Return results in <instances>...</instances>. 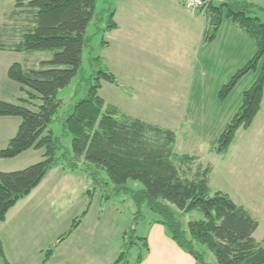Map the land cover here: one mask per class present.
I'll return each mask as SVG.
<instances>
[{"label":"trees","instance_id":"1","mask_svg":"<svg viewBox=\"0 0 264 264\" xmlns=\"http://www.w3.org/2000/svg\"><path fill=\"white\" fill-rule=\"evenodd\" d=\"M203 1L206 5L197 10L204 17L201 48L216 40L225 19L256 45L253 57L220 90V100H225L239 81L260 65L254 83L242 95L240 108L211 149L212 153L224 156L236 133L248 130L261 110L264 22L254 14L264 13V8L237 0H224L219 6L211 0ZM95 9L96 0H18L15 4L10 20L17 22L18 17L23 16L22 29L13 43L6 45L0 41V51L20 54L51 51L53 56L51 60L41 62L38 69H24L20 64H13L7 71V79L20 86L25 98L19 100V105L0 102V118L21 120L16 135L0 151V158L14 159L31 149L43 150L44 154L42 161L24 170L0 172V223L53 168L60 166L72 173L83 160L86 165L106 174L109 182L102 180V184L112 187L104 199L127 197L135 207V222L143 221V209H148L155 223L165 227L171 240L191 255L196 264H207L205 255L195 250L196 245L205 247L214 256L216 264H264V239L257 242L253 237L258 228L257 221L227 194H211L212 167L200 163L198 157L177 155L173 131L122 114L99 96L102 80L115 84L112 74L98 72L94 83L87 86L84 98L75 103L63 119L64 130L72 141L71 156L62 153L60 139L49 126L63 104L57 98L58 92L71 83L81 67L83 50L87 46L86 30L95 16ZM114 29L116 25L111 21L106 30ZM93 181L101 183L100 179ZM129 182L139 183L142 188L135 191L128 186ZM88 194L92 196V191H87ZM168 205L174 206L181 215L197 211L204 219L188 223L184 231L179 217ZM86 206L69 229L44 252L43 264L81 225L90 202ZM129 245L138 247L135 264H140L143 249L145 253L148 251L147 240L137 237ZM125 254V251L121 253L113 264L124 261ZM0 257L7 264L1 242Z\"/></svg>","mask_w":264,"mask_h":264},{"label":"rangeland","instance_id":"2","mask_svg":"<svg viewBox=\"0 0 264 264\" xmlns=\"http://www.w3.org/2000/svg\"><path fill=\"white\" fill-rule=\"evenodd\" d=\"M17 1L0 0V41L6 45L16 41L22 29L20 21L23 16L18 17L17 22L10 20ZM186 1L96 0L95 16L86 30L87 46L83 50L81 67L71 83L58 92L57 98L63 104L49 126L54 136L60 139L62 153L67 152L71 156L72 141L64 130L63 119L71 107L84 98L87 86L94 83L98 72L106 71L115 77V84L101 81L99 96L107 105L115 106L131 118L173 131L176 136L174 152L198 157L202 164L211 160L216 171L213 187L227 184L221 187L230 189L228 185L233 184L232 176L230 181L218 178L224 177V170L230 167L228 164L220 165V159L211 149L240 108L242 95L254 83L260 65L243 77L221 101L219 92L222 87L256 53L254 41L225 19L217 41L199 50L193 37L204 26V17L198 14L196 18L199 20L193 19L197 11L187 10ZM211 1L219 6L224 0ZM237 1L264 8V0ZM254 15L264 22V13L256 12ZM111 21L116 29L107 31ZM52 56L51 51L22 53L14 55L11 62L24 69H38L41 62L51 60ZM24 98L18 84L0 77L1 102L6 100L9 101L6 103L19 105V100ZM27 108L36 111L34 107ZM20 122L19 118L0 122V149H5L7 141L16 135ZM43 154V150L31 149L14 159L0 158V172L24 170L42 161ZM61 171L65 173L63 169ZM94 178L100 179L101 183L93 181ZM102 180L107 181L103 171L81 160L73 174L63 177L59 173L51 174L39 189L38 199L53 202L51 205L56 206L54 211L60 213V225L66 224V230L90 202L87 224L100 218L99 228L108 225L111 231L108 239H111L110 245L117 253L113 263L125 251V260L119 264H135L138 247L130 246L129 242L142 236L143 223L134 221L135 207L127 197L104 199L112 186L103 185ZM128 186L135 191L142 188L139 183L129 182ZM87 191H92V196L87 195ZM214 193L212 188L211 194ZM247 199L252 202L251 194ZM168 206L179 217L184 231L188 223L204 219L197 211L181 215L174 206ZM143 215L147 219L154 218L145 208ZM262 231L264 223L254 235L257 242L264 239ZM102 234L99 232L97 236L107 239ZM195 250L205 255L207 264H216L214 256L205 247L196 245Z\"/></svg>","mask_w":264,"mask_h":264},{"label":"crops","instance_id":"3","mask_svg":"<svg viewBox=\"0 0 264 264\" xmlns=\"http://www.w3.org/2000/svg\"><path fill=\"white\" fill-rule=\"evenodd\" d=\"M12 14H14V11H12ZM196 15L198 13L193 14V19L199 20ZM203 29L204 26L199 28L195 38L193 33L189 32L199 50L201 49ZM219 33L220 30L218 35ZM218 35L213 43L217 41ZM255 49L256 45L254 43L253 50ZM19 54L0 51V77L4 76L7 79V71L13 64L11 59L14 55ZM7 57L10 59L8 60ZM4 102L9 101L4 100ZM6 119L0 118V122L3 123ZM214 156L220 159V165L228 164L230 167V169L224 170V177L219 176L218 178L230 181V176H232L233 184L228 185L230 189L221 187L227 184H218L213 187L216 171L210 160L203 164L210 165L213 169L209 184L210 190L213 188L215 192L227 194L236 205L247 210L257 221L258 228L256 232H258L261 224L264 223V94L261 110L255 117L251 127L248 130H239L236 133L226 155L214 154ZM220 168L224 169L225 166H220ZM61 169L59 166L53 168L43 182L27 198L19 201L7 213L5 221L0 223V242L7 264H43L44 252L53 246L58 238L67 231L65 229L67 228L66 224L60 225V213L54 211L56 206L51 205L53 202L38 199L39 189L51 174L59 173L62 177L66 174H73V172L66 171L63 173ZM250 194L252 202L249 203L247 197ZM87 217L88 214L72 235L55 248L52 257L45 264L113 263L117 253H114V249L110 245L111 239H108V237H111L108 225L99 228L100 218H96V220L87 224ZM142 223V236L140 238L147 240L148 251L145 253V249H143V259L140 264H196L191 255L181 250L171 240L165 227L155 223L154 218H144ZM99 232H103L102 236L107 237V239L98 237ZM262 233L264 234V231ZM0 264H5L1 257Z\"/></svg>","mask_w":264,"mask_h":264},{"label":"built area","instance_id":"4","mask_svg":"<svg viewBox=\"0 0 264 264\" xmlns=\"http://www.w3.org/2000/svg\"><path fill=\"white\" fill-rule=\"evenodd\" d=\"M205 5L206 3L203 0H188L185 3L186 9L189 11H197Z\"/></svg>","mask_w":264,"mask_h":264}]
</instances>
